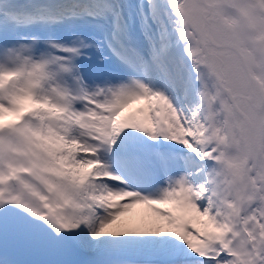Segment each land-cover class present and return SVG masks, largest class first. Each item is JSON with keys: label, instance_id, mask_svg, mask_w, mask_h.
<instances>
[{"label": "snow or ice", "instance_id": "obj_1", "mask_svg": "<svg viewBox=\"0 0 264 264\" xmlns=\"http://www.w3.org/2000/svg\"><path fill=\"white\" fill-rule=\"evenodd\" d=\"M0 264H264V0H0Z\"/></svg>", "mask_w": 264, "mask_h": 264}, {"label": "rangeland", "instance_id": "obj_2", "mask_svg": "<svg viewBox=\"0 0 264 264\" xmlns=\"http://www.w3.org/2000/svg\"><path fill=\"white\" fill-rule=\"evenodd\" d=\"M143 105V102H138L136 104H133L130 106L131 107H135L137 106L138 108L141 107ZM127 109H125L126 111ZM146 214V209L144 206H137L136 208L130 210L128 213H126L123 217H121V222L124 223H129L131 225H135L137 224L140 219L145 216Z\"/></svg>", "mask_w": 264, "mask_h": 264}]
</instances>
